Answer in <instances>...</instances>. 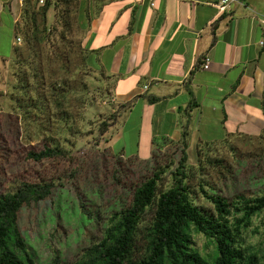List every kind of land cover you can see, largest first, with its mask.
I'll use <instances>...</instances> for the list:
<instances>
[{
  "label": "trees",
  "instance_id": "1",
  "mask_svg": "<svg viewBox=\"0 0 264 264\" xmlns=\"http://www.w3.org/2000/svg\"><path fill=\"white\" fill-rule=\"evenodd\" d=\"M81 5L82 0H46L44 5L39 0L23 1L16 24V38L20 37L22 43L14 47L7 60L14 80L10 100L15 113L6 114L0 131H21V126L25 131H74L68 121L70 113L65 109L72 91H76L75 82L71 85L70 79L80 69L98 72L91 65V52L83 47L91 19L87 17L89 24L82 25ZM51 10L52 21L48 16ZM122 108L125 112L131 104ZM13 114L15 120H10ZM120 115L111 116L112 123L105 121L101 125L103 135L117 125ZM43 119L46 122L42 125L38 121ZM60 122L62 127L57 126ZM187 136L184 131L181 141L169 149L173 167L161 162V148L168 140L164 137L154 139L149 159L130 157L127 165L144 172L134 185H122L123 178H130L133 172L119 158L116 160L112 182L130 195V203L112 213L99 244L90 248L77 264H209L193 247V231L204 235L214 246L212 264L256 263L257 254L247 255L242 249V234L252 225L253 218L263 212L264 194L241 195L233 202L218 194L209 181L208 164L216 168V175L225 182L234 180L233 167L223 159L207 156L204 161L199 144L200 164L190 167ZM263 136L264 132L256 138ZM1 153L0 148V158ZM77 155L80 152L71 158ZM64 158L68 157L63 150L43 142L16 154L11 168L14 171L23 166L34 170ZM165 175L171 178L167 186L163 185ZM196 181L199 183L195 184ZM54 189V181L45 179L38 184L28 179L15 191L0 197V264H34L18 221L27 205L48 200ZM200 196L212 206L210 210L197 203ZM98 218L99 215L97 221Z\"/></svg>",
  "mask_w": 264,
  "mask_h": 264
},
{
  "label": "crops",
  "instance_id": "2",
  "mask_svg": "<svg viewBox=\"0 0 264 264\" xmlns=\"http://www.w3.org/2000/svg\"><path fill=\"white\" fill-rule=\"evenodd\" d=\"M23 1L0 0V63L16 46ZM221 2L82 0L79 20L87 26L91 19L83 41L91 65L114 83L116 104H131L112 148L124 131H138L128 157L142 160L151 157L154 139L176 144L184 131L188 153L200 142L264 132V0H239L226 11ZM48 16L52 21L53 10Z\"/></svg>",
  "mask_w": 264,
  "mask_h": 264
},
{
  "label": "rangeland",
  "instance_id": "3",
  "mask_svg": "<svg viewBox=\"0 0 264 264\" xmlns=\"http://www.w3.org/2000/svg\"><path fill=\"white\" fill-rule=\"evenodd\" d=\"M11 38L15 40L13 34ZM4 40L0 39V43ZM76 63L80 65L78 59ZM12 82L14 80L10 74L9 61H4L0 63L2 125L7 119V113H15L14 103L10 100ZM70 82L71 85L75 82L73 87L76 91H72L65 109L70 113L68 121L74 131H25L22 126L21 131H0V197L15 191L28 179L38 184H43L47 179L56 185L48 200L27 205L18 221L19 232L34 264H77L84 259L90 248L99 244L112 213L130 203V195L123 193L112 182L118 158L124 167L127 166L133 172L130 178H123V186L134 185L141 177L139 175L144 173L137 166L138 172L134 170V165H127L130 160L128 155L137 148L138 131H124L123 139L115 148L111 147V143L112 138L119 134L116 131L117 125L104 135L100 131L105 121L112 123L110 117H117L123 111L122 105L114 101V83L102 72L82 69L72 75ZM14 115L10 116V120H15ZM38 122L43 125L46 120ZM59 125L62 127L63 123ZM43 142L63 150L68 158L56 159L52 164L46 163L34 170L23 166L12 170L11 162L16 154L24 153L30 145ZM123 144L127 148L126 155L121 151ZM208 144L199 143L204 161L207 156L223 159L234 170V180L225 182L216 175V168L208 164L209 181L218 194L230 202L241 195L255 197L264 194V136L259 139L233 135L223 141L212 142V145ZM173 145L175 143H169L161 148L163 166L173 167L169 159V149ZM78 151L80 156L71 158L79 154ZM189 156L190 167H198V146L189 151ZM164 178L163 185L167 186L171 178L169 175ZM197 203L207 210L212 207L202 196ZM96 215H99V221ZM192 237L194 249L212 264L214 246L202 234L193 231ZM242 238L244 253L257 254L255 264H264V210L253 218L252 225L243 231Z\"/></svg>",
  "mask_w": 264,
  "mask_h": 264
},
{
  "label": "built area",
  "instance_id": "4",
  "mask_svg": "<svg viewBox=\"0 0 264 264\" xmlns=\"http://www.w3.org/2000/svg\"><path fill=\"white\" fill-rule=\"evenodd\" d=\"M45 1H46V0H39V4H40V5H44ZM233 3H239V0H222L221 4H220L218 7H219V9H220L221 11H226V10L229 8V6H230L231 4H233ZM262 24H264V20H262ZM21 43H22V40H21L20 37H18V38L16 39V44H17V45H20ZM210 64H211V59H210V58H207V59L205 60V66H204V68H205L206 70H208V69L210 68Z\"/></svg>",
  "mask_w": 264,
  "mask_h": 264
}]
</instances>
